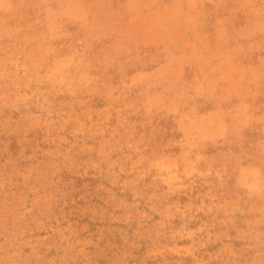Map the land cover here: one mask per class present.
<instances>
[{
	"label": "rangeland",
	"instance_id": "374dc122",
	"mask_svg": "<svg viewBox=\"0 0 264 264\" xmlns=\"http://www.w3.org/2000/svg\"><path fill=\"white\" fill-rule=\"evenodd\" d=\"M0 264H264V0H0Z\"/></svg>",
	"mask_w": 264,
	"mask_h": 264
}]
</instances>
